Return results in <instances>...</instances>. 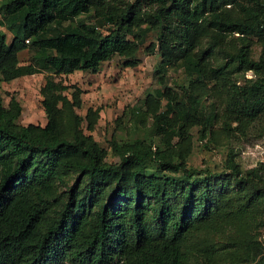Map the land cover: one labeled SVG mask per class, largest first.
Masks as SVG:
<instances>
[{
    "label": "trees",
    "instance_id": "trees-1",
    "mask_svg": "<svg viewBox=\"0 0 264 264\" xmlns=\"http://www.w3.org/2000/svg\"><path fill=\"white\" fill-rule=\"evenodd\" d=\"M112 2L0 0V29L11 34L7 43L0 30L5 83L39 70L51 76L94 72L114 57L133 67L145 35L155 30V43L144 51L156 49L158 88L144 98L143 113L131 109L130 115H150L149 134L159 139V145L110 142L118 162L108 164L106 151L78 129L81 117L71 113L80 104L76 92L70 101L58 98L54 93L66 86L47 77L39 92L42 126L19 124L18 102L11 96L4 106L0 96V264H186L194 234L238 225L242 210L255 201L264 210V181L258 183L253 170L241 174L231 154L223 195L213 193L212 173L186 165L188 128L198 126L200 139L211 141L216 122L223 134H243L264 115V0ZM253 44L261 48L257 58ZM23 50L31 56L20 65ZM170 68L184 74L188 88L179 95L166 87ZM247 71L252 78L238 82L235 76ZM208 83L225 99L219 117L201 104L199 95L207 93L193 91ZM83 119L91 131L97 113L89 109ZM69 172L77 174L70 186L64 183ZM260 226L255 222L254 233ZM243 244L238 264L262 254L249 236Z\"/></svg>",
    "mask_w": 264,
    "mask_h": 264
},
{
    "label": "rangeland",
    "instance_id": "rangeland-1",
    "mask_svg": "<svg viewBox=\"0 0 264 264\" xmlns=\"http://www.w3.org/2000/svg\"><path fill=\"white\" fill-rule=\"evenodd\" d=\"M132 2L133 0H115L112 4L116 3L119 7H124L125 4ZM223 7L230 8L229 5ZM152 10L153 8H142V11L147 14H151ZM82 17L83 15L80 16ZM0 30L5 33L8 43L11 34L5 28ZM155 34V30H150L145 35L143 44L135 52L136 64L133 67H124L123 59L114 57L108 62L101 63L94 72L79 70L68 75L51 76L39 70L38 73L22 76L8 83L0 82L2 104L6 106L12 96L20 106L19 124L44 125L45 118L40 105L39 92L45 79L50 77L59 86H66L65 90L54 93L58 98L64 97L70 101V92L79 94L80 104L78 107H72L71 113L81 117L78 127L81 133L85 136L90 135L93 141L106 151V163L118 162L117 157L111 155L110 142L121 143L133 139H145L147 142L159 145V139L149 134L152 117L142 114L144 98L158 88L156 77L153 75L154 67L158 62L156 49L154 48L150 54L144 51L149 44L155 43ZM260 50V45L253 44L250 48L251 56L257 58ZM196 52L199 54L200 51L196 50ZM17 56L19 64L24 65L28 63L31 52L23 50ZM219 56V54L214 55L215 62H221ZM209 61L212 62L211 59ZM164 74L166 87L172 94L179 95L188 88L181 68H170ZM235 78L241 82L244 78H252V73L247 71L243 75H236ZM210 84H207L206 89L193 88V91L199 94L207 93V96L199 95L201 104L219 117L225 99L223 95L214 94ZM163 104L164 99L160 101L158 111L163 110ZM139 108L142 112L140 116L130 115L131 109ZM89 109L97 113V119L91 131L86 129L83 119ZM198 130L199 127L196 125L187 130L190 150L186 165L201 171L207 170L215 176L213 179L214 194H225L221 186L230 176V170L226 164V158L230 154L241 174L253 170L260 176L258 183L264 181V115L259 121L249 126L243 134L240 132L233 135L223 134L219 130V122H216L212 127L215 137L210 141L207 138L200 139ZM177 141V138H173L171 143ZM177 146L178 143L175 144V148ZM76 175V173L69 172L65 176L64 183L70 186ZM62 189L63 187L60 186L58 190ZM232 190L235 191L234 188ZM257 221L262 222L263 226H260L254 233L253 229ZM248 236L250 241L262 247V254L255 261L242 264H264V210L258 201L242 210L238 225L208 236L194 234L187 243L189 252L186 264H238L243 257V243ZM235 237L240 243L234 241ZM204 248L209 249L208 252L213 255L212 259L205 257L207 253ZM237 250L238 257L235 259L234 252Z\"/></svg>",
    "mask_w": 264,
    "mask_h": 264
}]
</instances>
